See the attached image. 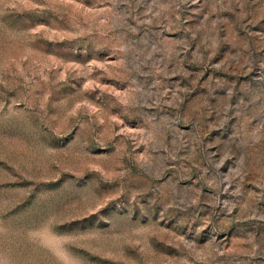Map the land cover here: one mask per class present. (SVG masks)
Segmentation results:
<instances>
[{
  "label": "rangeland",
  "instance_id": "1",
  "mask_svg": "<svg viewBox=\"0 0 264 264\" xmlns=\"http://www.w3.org/2000/svg\"><path fill=\"white\" fill-rule=\"evenodd\" d=\"M0 264H264V0H0Z\"/></svg>",
  "mask_w": 264,
  "mask_h": 264
}]
</instances>
